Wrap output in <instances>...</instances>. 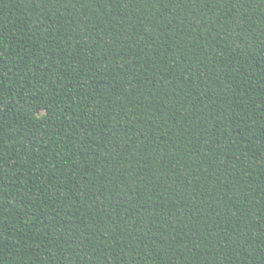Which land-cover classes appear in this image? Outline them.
<instances>
[{
	"label": "trees",
	"instance_id": "obj_1",
	"mask_svg": "<svg viewBox=\"0 0 264 264\" xmlns=\"http://www.w3.org/2000/svg\"><path fill=\"white\" fill-rule=\"evenodd\" d=\"M0 264H264V0H0Z\"/></svg>",
	"mask_w": 264,
	"mask_h": 264
}]
</instances>
